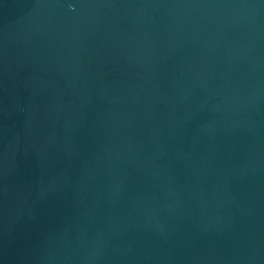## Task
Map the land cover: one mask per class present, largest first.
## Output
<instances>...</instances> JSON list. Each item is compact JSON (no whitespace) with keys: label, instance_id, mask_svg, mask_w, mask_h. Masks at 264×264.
I'll return each mask as SVG.
<instances>
[{"label":"water","instance_id":"water-1","mask_svg":"<svg viewBox=\"0 0 264 264\" xmlns=\"http://www.w3.org/2000/svg\"><path fill=\"white\" fill-rule=\"evenodd\" d=\"M0 264H264V0H0Z\"/></svg>","mask_w":264,"mask_h":264}]
</instances>
